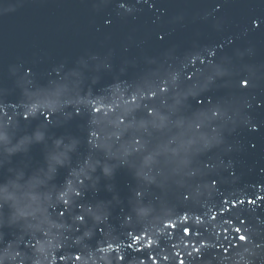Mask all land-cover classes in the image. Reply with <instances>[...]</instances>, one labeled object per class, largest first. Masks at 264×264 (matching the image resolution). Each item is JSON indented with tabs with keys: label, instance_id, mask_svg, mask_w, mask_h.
<instances>
[{
	"label": "water",
	"instance_id": "obj_1",
	"mask_svg": "<svg viewBox=\"0 0 264 264\" xmlns=\"http://www.w3.org/2000/svg\"><path fill=\"white\" fill-rule=\"evenodd\" d=\"M25 92L52 102L51 123L39 104L35 115H23ZM132 92L138 106L125 129L109 105ZM96 98L104 107L93 121L88 105L66 103ZM148 105L156 109L150 120L144 117ZM0 108L12 118L0 129L12 149L0 153V183L7 187L0 193V201L6 200L0 249L18 241L17 251L34 258L35 236L44 245L37 253L41 264H113L114 255H137L123 247L125 233L142 228L152 239V248L138 257L144 264H152L148 256L157 264H221L220 257L249 242L259 245L251 264H264V0H0ZM234 109L247 122L236 117L231 123ZM91 127L101 148L88 145ZM37 130L40 141L17 147ZM134 133L149 141L143 154L133 152ZM52 151L65 153L66 160L49 175ZM97 159L110 171L102 172ZM82 167L90 178L65 209L55 193L67 187L71 170ZM226 196L248 202L221 213L223 218L218 214L212 226L196 223L195 214ZM85 207H94L101 220L94 223ZM185 211L195 228H207L204 243L219 247L200 255L192 250L195 236H167L162 223ZM74 215H85L83 223H73ZM225 227H243L248 238L223 232ZM85 230L90 235L76 241ZM106 238L120 240L121 249L98 252ZM75 254L81 259H71Z\"/></svg>",
	"mask_w": 264,
	"mask_h": 264
},
{
	"label": "snow or ice",
	"instance_id": "obj_2",
	"mask_svg": "<svg viewBox=\"0 0 264 264\" xmlns=\"http://www.w3.org/2000/svg\"><path fill=\"white\" fill-rule=\"evenodd\" d=\"M167 89H165L166 91ZM156 94H153L152 97H155ZM138 97L137 96H133L130 97L129 99H127L126 104H124V107H127L129 110L128 111H121L120 108L121 106H117V104L115 103L112 107H111V112L113 116H117V114H119V118L116 119L117 120V125L118 126H123L125 129L129 128V113L130 111L135 108V105L138 102ZM102 100H104V98H102ZM98 101L97 99H89V109L90 111L93 113L92 115V121H93V116L94 114L96 116H98L103 107H104V103L100 102V106H97ZM79 106V105H78ZM77 106L76 111L77 113L79 112V107ZM140 107H142V104L140 103ZM149 109H151L152 111L149 112ZM95 110V111H93ZM138 110V109H136ZM145 111V119L146 120H150L152 118L153 115H155L156 109L152 106V105H148L147 107L144 108ZM43 113H47L46 115V119L48 123H51V117L55 114V112H50L47 109L43 112ZM105 116L108 115V112L104 113ZM89 136L91 137L92 141H96V148H101V144L99 142V134L98 131L94 128L91 127L89 130ZM36 140V141H40L42 139L41 133L39 130H37L35 137H29L26 138V140H22L21 144L18 145L17 147H21L22 145H24L26 143L27 140ZM119 139V137L117 138ZM143 142V143H142ZM57 144L61 143V141H57ZM131 143L133 145H135L136 147L133 149V152L135 153H140L143 154L144 150H145V146L149 143L148 139L143 136L140 135L139 133H134L132 138H131ZM7 150V136L0 133V153L4 152ZM111 153V152H109ZM66 160V154L63 152H59V151H52L49 153L48 155V173L49 175H51L52 173H54L57 170V166H63V164L65 163ZM3 166V160H0V167ZM84 169L81 170V174L83 173ZM110 171L109 169L106 170V172ZM85 179L80 178L79 179V183L80 184H84ZM38 182L41 183V181L38 179ZM69 183H71V180H69ZM7 191V187L5 186L4 183H0V193L6 192ZM74 196H80L81 193L80 191H76L73 193ZM139 195H141V193H139ZM248 200L247 199H241L240 197H233V196H226L224 197L219 206L217 205H213L211 206L207 212L205 214H195V221L197 224L199 225H205L208 224L209 226H212V222H215L217 220V215L219 214L221 216V218H223V215H221V213L225 214V213H229V210L233 211H238L239 206L243 203H247ZM253 203H255V200L252 201ZM6 203V200L4 201H0V207H3L4 204ZM64 208L67 209L70 207L71 204H65L62 203ZM216 209V211H213V209ZM84 209V208H83ZM51 210V208H50ZM96 210L99 211V206H96ZM88 212H92L94 211V207H88L87 209ZM183 215L181 214H173L177 217V219L175 221L171 220V217H167L166 219L169 221L168 223H162L163 228L166 230L167 232V236L169 238H174L177 235H179V238L181 240H186L187 238H191L193 236H195V240L192 244V250L196 253H199L201 255V253L203 252L202 249H207L210 247H219V243L214 241L211 245L205 244L204 243V237H203V232L207 231V228H204L203 231L195 228L193 226V224L191 223V216H190V212H182ZM57 216H60V213H57ZM85 219V215H80L78 217V220L80 223H83ZM132 220V217H129L128 222L130 223ZM232 220L233 218H229L226 223L228 225L232 224ZM170 230V231H169ZM231 230L235 231L237 233H245L243 235H240V239L242 240H246L247 234H246V229H244L243 227L241 228H231L230 227H225L223 228V232L227 231L229 232ZM215 234V233H214ZM90 235V233L88 234ZM217 235V234H215ZM125 236L127 237V243L125 245H123V247H127L130 250H134L136 252V256L132 257L131 259H128V257L126 255H119V256H113V264H130V261H138V264H144V261L142 259H138L139 254L140 253H144L145 248L147 249H151L152 248V239L151 237L148 235V231L147 229H132L131 231H128L125 233ZM147 240V244L144 243V241ZM120 240H112L111 242H109V240L106 238L104 241V245H106V247H100L97 249L98 252H105L107 250H112L113 253L118 252L121 249V243L119 242ZM140 245L139 247H137L136 245ZM115 245V247H114ZM197 245H200L199 247ZM187 247V244L185 245ZM30 247L32 249L36 248V241L34 243H32L30 245ZM172 247H175V244L172 245ZM222 251H224L223 249H221ZM189 256L192 255L191 252L188 253ZM177 256H179V253H177ZM19 257V256H18ZM152 264H157L156 258L152 257V256H148L147 257ZM59 259L61 260H65L66 257H59ZM69 259V258H67ZM74 260H80L81 256L77 255L74 258H71ZM163 260L167 261L168 260V256H164ZM179 264H184V260L181 259L179 261Z\"/></svg>",
	"mask_w": 264,
	"mask_h": 264
},
{
	"label": "clouds",
	"instance_id": "obj_3",
	"mask_svg": "<svg viewBox=\"0 0 264 264\" xmlns=\"http://www.w3.org/2000/svg\"><path fill=\"white\" fill-rule=\"evenodd\" d=\"M255 23L256 22L254 21V24ZM242 83H245V82L242 81ZM161 91H165V89L161 88ZM24 94H25V97L27 100V102L23 106V115L25 117H27L29 115H35V108H36L37 104L40 105V107L42 109L41 112H44L43 111L44 108H47L48 111H50V112H55V110L52 106V102L49 101L47 98L40 97L35 93L25 92ZM153 94H155V93L149 92L148 96L151 98ZM130 95H131V97L136 96L135 92H132ZM116 99L118 100V102H116L117 106H121V103L123 105L126 104L127 99H124L122 95H121V97H118ZM66 103H70L72 105H81V104L88 105L89 99H83V100L77 99L76 101L68 100V101H66ZM136 106H138V105L136 104L135 107ZM109 110H111V105H109ZM128 110L129 109L127 107H124V109H123V111H128ZM93 111H95V110H93ZM151 111L152 110L149 109V112H151ZM45 115H47V113H45ZM212 115L215 116L216 112L213 111ZM233 116H234V119L231 122L233 124L235 123L236 117H240L241 120H243L244 122H247L246 117L240 116L238 109L233 110ZM118 118H119V114H117V116H116V119H118ZM10 121L12 122V118L11 117L5 118V116L3 114V109L0 108V129L5 128L9 124ZM200 126L201 125L199 123L195 124L196 129H199ZM215 132H216V127L213 126V133H215ZM57 141H60V139L57 138L54 141V143L57 144L56 143ZM222 143H223V139L222 140H216L215 145H220ZM59 144H57V145H59ZM88 145L90 148H96V142L92 141L90 136L88 137ZM7 151H12V149H7ZM172 151L175 152L176 150L172 149ZM95 163L97 165H101V171L102 172H106V170L108 169V165L106 162L102 163L101 160L97 159L95 161ZM85 165H88L87 158L85 159ZM206 167H207V165H206ZM82 169H83V167L80 168L79 170H71V172H70V176H72L71 183H69V181H68L67 187L64 185V187L62 189L57 190L55 193V199H56L57 204H59V203L72 204V201L74 198L73 193L78 191L80 189V187L83 186V184L79 183V179L82 178V179L86 180V179L90 178L87 175V173L84 171L81 174ZM212 183L215 184L214 181ZM204 187L207 189L210 186L208 184H205ZM137 195H139V192H137ZM185 198H187V195L185 196ZM87 209H88V207H85L83 209V213L90 216L94 223H97L101 220V216L96 211L88 212ZM79 216L80 215H74L71 217V220L73 221V223L79 222V220H78ZM128 220H129V218L126 217L125 222H127ZM37 227L39 228V226H37ZM40 231L45 236H47V237L49 236V230H45L44 228H40ZM88 234H89L88 230H85L83 232L82 236L75 237V240L79 241L80 239L83 238V236H87ZM32 238L36 241V248H35L36 255L34 258L31 256H28V255L22 254L21 252L17 251V249H16V243H18V241H17L14 243H10L8 246L0 249V264H3L4 260L13 261L14 264H24V262L26 260L30 261V264H41V261H40L39 257L37 256V253L43 252L44 245L41 243V240L36 239L35 236H33ZM47 244L49 246H51L52 240L49 239L47 241ZM38 245H40L39 248L37 247ZM57 246H59V243H57ZM258 248H259V245H252L251 242H249L248 246H245L242 249H240L239 251L234 252L231 257H220L219 260H220L221 264H241V262H242V264H251V258L259 255V252L257 251ZM245 253L248 254L247 257L245 256ZM75 255L77 256L79 254H75ZM18 256L20 259H17ZM44 259H47V254L44 255Z\"/></svg>",
	"mask_w": 264,
	"mask_h": 264
}]
</instances>
